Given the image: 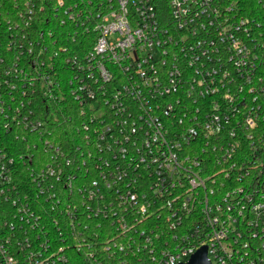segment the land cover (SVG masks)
Returning <instances> with one entry per match:
<instances>
[{"label":"built area","instance_id":"1","mask_svg":"<svg viewBox=\"0 0 264 264\" xmlns=\"http://www.w3.org/2000/svg\"><path fill=\"white\" fill-rule=\"evenodd\" d=\"M15 1L0 264H264V0Z\"/></svg>","mask_w":264,"mask_h":264},{"label":"water","instance_id":"2","mask_svg":"<svg viewBox=\"0 0 264 264\" xmlns=\"http://www.w3.org/2000/svg\"><path fill=\"white\" fill-rule=\"evenodd\" d=\"M181 264H211L208 260L207 247L203 246L199 248L189 259L188 262Z\"/></svg>","mask_w":264,"mask_h":264},{"label":"trees","instance_id":"3","mask_svg":"<svg viewBox=\"0 0 264 264\" xmlns=\"http://www.w3.org/2000/svg\"><path fill=\"white\" fill-rule=\"evenodd\" d=\"M0 1H2L3 5H6L7 8H11L16 3V1L13 2V0H0ZM54 125L55 126H59V128H60L59 131H62L64 129H68L69 126L72 125V122L70 124H67L66 122L61 121L60 119H58L57 124H54Z\"/></svg>","mask_w":264,"mask_h":264}]
</instances>
